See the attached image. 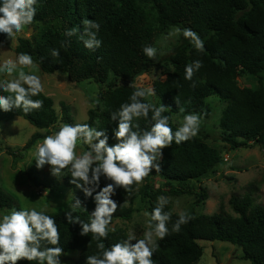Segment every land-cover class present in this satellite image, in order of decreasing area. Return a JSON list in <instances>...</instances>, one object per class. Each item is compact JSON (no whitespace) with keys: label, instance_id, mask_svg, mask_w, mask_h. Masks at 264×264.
Masks as SVG:
<instances>
[{"label":"trees","instance_id":"1","mask_svg":"<svg viewBox=\"0 0 264 264\" xmlns=\"http://www.w3.org/2000/svg\"><path fill=\"white\" fill-rule=\"evenodd\" d=\"M35 8L32 24L55 25L49 28L44 39L34 35L20 37L16 46L17 56L20 53L29 54L43 71L49 74L62 72L73 84L85 80L105 84L113 74L116 80L99 91L96 105L89 109V118L84 122L107 132L110 146L117 143L113 130L118 125V121L111 119V114L118 112L122 104L131 102L130 96L136 89L130 85L137 77L161 63L158 51L156 57L150 59L143 49L146 46L156 48L157 34L171 26L190 28L203 40L205 48L203 52L197 51L182 35L169 57L173 66L171 79L155 85L159 100L153 104L166 107L162 115L169 118L173 132L179 128L174 122V113L209 117L212 111L207 100L217 95L227 103L220 118L222 139L232 149L264 144V84L256 89L237 85L241 73L264 75V0H37ZM85 21L100 26L98 31L91 29L101 41L98 48L85 46V41L89 39L85 34ZM72 29L76 30L75 34L66 35ZM9 39L6 34L0 33V50ZM53 49L59 50L58 57L51 55ZM196 60L202 61L203 67L195 72L191 81L185 79L186 66ZM31 98L42 100L43 106L28 113L16 108L4 111L0 107V121L21 116L37 128L46 130L34 133L22 149L24 151L50 135L52 130L58 131L59 122L77 124L64 103L60 117L53 98L44 91ZM142 102L150 101L146 97L142 98ZM151 116L150 111L148 119L134 120L133 130H151L155 123ZM137 124L139 129L135 127ZM7 150L19 156L11 147ZM162 153L157 160L160 165L157 174L162 180L160 187L157 189L153 183H147L141 191L142 200L150 213L158 206L160 196L168 198L169 195L194 194L196 187L193 182L206 178L223 163L222 152L197 137L180 144L173 141L162 149ZM27 175L32 184L51 191H56L61 184L55 177L41 179L37 175ZM71 179V175H67L64 182L75 194L74 203L76 200L81 202V206L73 211V217L90 223V210L96 204L95 195L111 181L101 177L99 188L89 197L72 184ZM134 190L135 184L130 192L123 188L115 190L111 198L117 202L118 208L112 223L117 218H132L135 207L127 206L125 200ZM208 197L206 190L202 189L194 205H199ZM168 200L163 211L171 213L167 225L169 234L156 243L158 247L152 257L153 264H194L203 256L202 240L231 242L242 248V258L251 260L253 264H264V205L255 202L252 192L235 194L230 198L234 214L224 209L213 214H198L192 208L187 213L193 218L181 226L180 232L171 231L179 213L172 211L171 201ZM13 207L15 210L22 209L9 193L0 188V208ZM68 211L71 209L45 214L52 216L59 227L58 246L64 252H80L76 264H86L87 256L101 254L98 243L103 242L108 249L128 238L123 228L112 229V223L106 240L102 238L98 241L92 233L82 236V225L70 223L66 216ZM155 223L151 221L153 230ZM18 264L39 262L20 260Z\"/></svg>","mask_w":264,"mask_h":264},{"label":"clouds","instance_id":"2","mask_svg":"<svg viewBox=\"0 0 264 264\" xmlns=\"http://www.w3.org/2000/svg\"><path fill=\"white\" fill-rule=\"evenodd\" d=\"M36 3L37 0H0V33L6 34L15 43L16 37L23 33L25 26L33 23ZM84 23L85 34L89 37L85 46L90 49L98 48L101 41L91 29L98 31L99 24L91 21ZM75 31L72 29L66 35L71 36ZM181 32L197 51L205 50L203 40L190 28H175L169 35L178 36ZM143 51L150 59L156 57L157 49L154 47L146 46ZM59 54L57 49L51 52L53 57H58ZM34 67L31 55L26 53H20L15 59L8 58L0 63V73L6 77H13L18 72L15 78L0 79V89L9 93L7 96L0 95V107L4 111L16 108L28 113L43 106L42 100L31 98L44 91L41 77L24 71V68ZM202 67L200 60L187 65L185 79L191 81L195 72ZM130 86L136 89L130 96L131 102L122 104L118 112L111 114V119L118 121L113 130L117 141L114 145H109V136L105 131L97 130L87 123H65L35 146L37 168L42 169L49 165L52 175L57 177L68 169L71 183L83 190L86 196L91 197L93 191L99 188L101 177L111 181L95 195L96 207L91 213L90 223L73 217V211L81 206L79 200L70 205L71 211L66 212L70 223L82 225V236L92 233L98 241L107 239L109 225L117 211L118 204L111 198L115 190L123 188L130 192L132 186L141 184L153 169L157 172L160 170L157 160L163 155L162 149L170 146L173 141L177 144L188 141L197 136L200 130V115L190 113L183 117L181 126L173 132L168 123L169 118L162 115L166 111L164 105L157 107L151 102H142V98L155 95L154 90L151 87H140L136 83ZM195 86L193 83V87ZM150 111L151 119L155 121L151 130H133V121L148 119ZM135 127L139 129L138 124ZM78 144L87 145L88 150L78 154ZM168 203V198L158 197V206L150 214L151 221L156 222L154 230L146 232L143 239L129 234L126 240L113 244L108 249L100 242L97 248L101 254L87 256L86 264H153L152 257L158 247L156 238L162 240L169 234L167 225L171 220V213L163 211ZM45 211H38L36 208L12 210L0 218V264H18L20 260L38 261L39 264H61L60 257L65 253L58 246L59 227L56 220L45 214ZM192 218L189 213L180 212L171 231L180 232L181 226Z\"/></svg>","mask_w":264,"mask_h":264},{"label":"rangeland","instance_id":"3","mask_svg":"<svg viewBox=\"0 0 264 264\" xmlns=\"http://www.w3.org/2000/svg\"><path fill=\"white\" fill-rule=\"evenodd\" d=\"M53 25L55 23L47 25L35 23L25 26L23 33L16 37L15 43L9 39L6 44L1 46L0 63L8 58L15 59L17 57L16 46L20 37H31L34 35L44 39L49 28ZM175 28L182 29L178 26H171L157 34L155 47L161 56V63L142 73L135 81L140 87H151L154 90L155 95L148 96V100L154 104H157L159 100L155 85L158 82H168L173 74V66L169 61V57L183 35L181 32L178 36H170L169 33ZM34 63V68H24V71L28 74L40 76L44 92L53 98L60 117L62 116V104L64 103L68 106L69 113L77 124L88 120V111L96 105L95 98L99 91L106 88L110 81L116 80L112 74L109 82L105 84L95 80H85L73 84L68 81L66 74L62 72L46 73L38 63L35 61ZM15 76H18V72L13 77H6L5 74L0 73V79H12ZM263 84L264 75L251 76L241 73L237 79V85L241 88L256 89ZM0 95L7 96L9 93L0 89ZM207 101L212 112L209 117L200 115V130L195 137L219 149L222 152L223 163L206 178L193 182L196 187L194 194L169 195L172 211L180 213L195 208L198 214H213L224 209L234 214L229 202L230 198L235 194L244 195L247 192L253 193L256 203L264 205V144L254 145L250 148L232 149L222 139V129L220 127V118L227 103L217 95L209 97ZM184 116L180 113L173 114L174 122L179 127ZM62 124V122H59L58 125ZM38 131L45 132L46 130L37 128L21 116L8 121H0V188L9 193L14 198L15 204L22 209L36 208L38 211L46 210L45 212L71 209L70 205L74 204L75 194L72 188L64 182V178L67 175H71L70 171L65 169L57 177L52 175L49 165H45L42 169L37 168L34 156L35 146L37 143H42L43 140L38 141L27 151L22 150L30 137ZM54 132L55 130H52L50 135L54 134ZM7 147H11L19 156L10 154ZM87 150V145L78 144V154H82ZM153 170L141 184L135 185L133 193L126 197L125 204L135 207V213L132 218L129 220L115 219L110 225L112 229L123 228L128 236L129 234H134L137 239H143L146 232L153 230L151 228V213L141 197V191L147 183H153L157 189L161 185L160 176L155 169ZM27 174L37 175L41 179L55 177L60 180L61 184L56 191H51L44 186L32 184ZM202 189L206 190L209 197L206 201L200 202L199 205L195 206L194 204L198 200L200 193H202ZM95 207L96 204L91 208L90 212H93ZM12 210H15V208L5 210L0 208V218ZM158 241L159 238H156V243ZM135 242L133 241V243ZM200 243L204 247V253L194 264H253L251 260L242 258V248L231 242L202 240ZM64 253L60 257L61 264H76L80 256L78 250H69Z\"/></svg>","mask_w":264,"mask_h":264}]
</instances>
